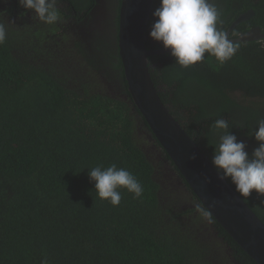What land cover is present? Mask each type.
<instances>
[{
    "label": "trees",
    "instance_id": "1",
    "mask_svg": "<svg viewBox=\"0 0 264 264\" xmlns=\"http://www.w3.org/2000/svg\"><path fill=\"white\" fill-rule=\"evenodd\" d=\"M63 1L82 13L77 0ZM233 2L227 0L225 7L232 10ZM10 6L5 9L13 16ZM158 6L155 0L153 11ZM248 9L255 15L246 28L259 26L264 32V1L241 7L226 25ZM64 19L67 23L40 22L37 31L32 23L27 25L36 46L24 55L18 48L19 28L0 18L7 32L0 45V264H40L44 256L49 264H208L199 239L178 220L184 215L175 211L181 199L157 181L160 164L139 136L142 129L132 103L98 88L106 85L104 79L113 84L93 57L105 41L82 39L67 47L74 33L67 28L69 18ZM153 22L151 16L147 36ZM46 40L55 42L52 50L45 48ZM237 44L236 54L223 64L207 53L188 68L176 64L170 53L149 57V65L155 64L149 68L151 79L162 90V102L211 161L219 137L210 129L218 119L229 122L230 133L246 144L250 157L259 146L251 135L264 119V45ZM147 49L163 46L147 43ZM235 92L253 99L246 100L252 108L226 94ZM233 111L236 115L229 118ZM112 164L136 176L144 187L141 198L125 189H119L118 206L98 198L88 171ZM169 166L177 172L172 163ZM241 198L264 218L260 207ZM249 260L246 264H255Z\"/></svg>",
    "mask_w": 264,
    "mask_h": 264
},
{
    "label": "water",
    "instance_id": "2",
    "mask_svg": "<svg viewBox=\"0 0 264 264\" xmlns=\"http://www.w3.org/2000/svg\"><path fill=\"white\" fill-rule=\"evenodd\" d=\"M154 1L122 0L120 4L118 53L131 101L198 202L211 212L214 221L255 264H264V223L227 180L219 178L212 161L162 102L151 79L149 57L171 51L164 48L146 49L147 25ZM253 15V11L240 15L232 23L231 29ZM99 20L98 17L94 18L95 22ZM262 39L264 34H261L259 28H255L233 42ZM112 94L114 96L113 92ZM175 174L178 175L176 172ZM174 186L170 185L169 189ZM183 209L185 206H182L181 210Z\"/></svg>",
    "mask_w": 264,
    "mask_h": 264
},
{
    "label": "clouds",
    "instance_id": "3",
    "mask_svg": "<svg viewBox=\"0 0 264 264\" xmlns=\"http://www.w3.org/2000/svg\"><path fill=\"white\" fill-rule=\"evenodd\" d=\"M19 5L33 11L36 18L47 25H55L61 20L57 0H19ZM220 15L213 0H159V6L152 13L154 22L149 37L162 44L164 49H170L175 63L183 68L204 60L205 53L223 64L236 54L238 44L220 29ZM6 36V27L0 23V45ZM210 132L219 137L213 147L212 159L219 178L230 180L241 197L249 198L253 190L258 197L264 196V119L258 121L251 135L259 144L251 157L246 144L230 133L227 120H216ZM88 175L95 184L98 198L113 206L121 202L119 189L134 194V198L143 196L144 187L136 176L115 164L107 168L94 167ZM195 208L204 217L211 216V212L201 204ZM40 264H49L46 256L42 257Z\"/></svg>",
    "mask_w": 264,
    "mask_h": 264
},
{
    "label": "flooded vegetation",
    "instance_id": "4",
    "mask_svg": "<svg viewBox=\"0 0 264 264\" xmlns=\"http://www.w3.org/2000/svg\"><path fill=\"white\" fill-rule=\"evenodd\" d=\"M5 1L8 2L9 4L8 6L4 5ZM17 1L18 0L16 1L4 0L2 4L0 3V18L3 19L5 23L12 25L11 26L12 28L15 27L20 28L22 26L27 30L30 29L27 25L32 23L33 31L40 30V21L36 18L35 13L33 11L24 9L19 5ZM263 1L264 0H234L232 4V10H229L227 9V7H225L227 0H213L216 7L218 8V11L221 14L220 15L221 23L219 24L220 29L228 33L229 39L232 40L239 38L241 35L255 28H259L261 34H264V32H262V29L259 26H250L246 28V25H244L254 17L255 13L253 9H248L245 12L239 13L237 17L234 18L233 21H231L228 26L226 25V23L230 20V16H234V14L238 12L241 7L250 4H252L253 6L259 5ZM121 2L122 0H92V3L89 5V2L87 0H77L78 3L77 7L82 12L80 15L76 14L74 11L67 8L69 5L67 1L57 0L56 7L58 8L61 14V20L59 22L64 21L65 23H67L64 17H68L69 19H68L67 28L68 30L73 31L74 33L73 38L70 39V44L68 43L67 47L70 46L71 48L76 40L81 41L82 39L88 40V39L97 38L102 40L103 42L105 41L106 45L100 48V51H98L97 55H93V57H95L94 59L96 64L98 66H101V69H103V72L106 75L105 77L109 78L113 84L112 85L107 84L105 79L102 81L104 82V84L107 85V89L114 93V96L120 97L121 99L125 100L130 104V102L132 103V101L129 99L130 95L127 90V84L124 85L122 76L120 75L122 72V75L124 77L122 64L118 53V31H119L118 14H119ZM154 4L155 1L153 3V6ZM10 5L12 6V8H14L13 16L9 15L5 9L6 7L8 8ZM153 6H152L151 14L153 11ZM249 11H253L254 13L253 17H251L250 19H248L243 23L236 25L231 29L232 23L240 15L247 13ZM151 14H150V18L152 16ZM31 15L34 16L33 19ZM77 16L79 17L77 18ZM96 17L100 19L98 22L94 21V18L96 19ZM37 23H38V27L36 26ZM15 24H21V26ZM239 25H244L243 28H241V30L237 28ZM146 36H147V32H146ZM253 42H261L264 45V39ZM147 43H148V47L149 46L151 47L152 45H156L158 42L153 41L149 36H147V40L145 43L146 49H147ZM234 43H243V42H234ZM244 43H248V42H244ZM52 44H55V42L51 40L50 41L46 40L45 45L47 47L45 48L46 49L48 48V51L50 49L52 50V48H54V46L51 47ZM93 51L97 52L96 49ZM51 53L54 56L59 57L57 51H51ZM151 65L148 64L149 68L155 67V64H151ZM159 93H162L161 89L158 90V94ZM226 94L231 98H235V101L241 104L243 107L252 108V106H250L249 102H247L246 100L252 101L253 99L244 98L238 92L226 93ZM211 101H212L211 106L214 108L215 99H212ZM131 105L133 106L131 109L132 114L135 117H137V122L140 125V128L142 129V132L139 133V136L142 135V138L146 140V145H148L146 146V151L151 153L152 160H156L155 162L160 164V167H158L160 172H158L157 174V181L160 183V186L163 189L166 188L169 189L170 185L171 186L175 185L173 188L169 189V192L172 194L171 196L175 197V199H181V200H178L177 202V204H179L178 210L175 209L174 210L176 212L184 213V215H182V217H179L178 220H180V222H183V225L187 228L190 235H195L194 236L195 239L196 238L199 239L198 246L202 247L204 251L207 252V258H205L204 260L208 264L248 263V261H250L249 258L242 255L241 248L233 242V240L227 235V233H225V231L220 227V225H218L213 220V218L211 221L209 217H205V218L196 217L197 215H195V213L198 214V212L196 211L195 206L200 203L196 199L195 195L191 192L187 184L184 182L181 175H179L176 171H173L172 168L169 166L171 162L170 161L169 163L167 162L168 159H166L161 149L156 148L155 144L153 143L154 136L150 131L149 127L145 126V124L147 125V123L144 121V119L141 117L139 112L136 110L133 103ZM237 111L236 112L233 111L229 118L234 117ZM238 115L242 116L240 113H238ZM206 150L207 148L205 149V151ZM155 151L157 152V157H155ZM175 172L178 175H176ZM179 183L180 185H178ZM262 197L263 196L258 197L255 190H253L251 196L245 199H247V201H249L250 199L249 203L254 207L255 206L260 207L259 210L261 211V213L263 210V216H264V206L262 202L263 201ZM188 203L191 204L192 207H188L187 205ZM182 206H185V209L181 210ZM185 212H187V214ZM261 220L264 223V218H261Z\"/></svg>",
    "mask_w": 264,
    "mask_h": 264
},
{
    "label": "rangeland",
    "instance_id": "5",
    "mask_svg": "<svg viewBox=\"0 0 264 264\" xmlns=\"http://www.w3.org/2000/svg\"><path fill=\"white\" fill-rule=\"evenodd\" d=\"M18 31L21 33L22 35V38L19 39L18 41H20V43L18 44V48L21 50V52L24 54V55H28V53L31 52V50L33 48H35V44L33 43V39L29 36L30 33L32 32V29H27L26 28H19ZM34 51V50H33ZM99 90L103 91L102 93L106 94V95H113L112 92L110 93V90H108L105 86L103 87H98ZM150 152H151V149H150ZM155 157H157V152L155 151ZM166 173V172H165ZM173 183V181H172ZM188 207H192L191 204H187Z\"/></svg>",
    "mask_w": 264,
    "mask_h": 264
}]
</instances>
